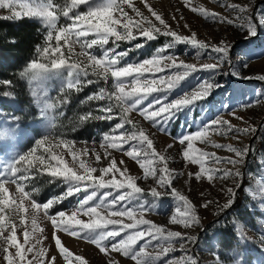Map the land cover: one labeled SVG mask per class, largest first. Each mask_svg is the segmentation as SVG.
I'll return each instance as SVG.
<instances>
[{
  "label": "snow or ice",
  "instance_id": "6c2138e0",
  "mask_svg": "<svg viewBox=\"0 0 264 264\" xmlns=\"http://www.w3.org/2000/svg\"><path fill=\"white\" fill-rule=\"evenodd\" d=\"M216 2L219 3L220 0ZM183 3L185 7L190 8L191 12L212 22L229 25L240 22L241 30L245 31L246 38L256 35L257 25L264 26L260 23L259 12L255 14L257 18L254 19V15L248 14L250 13L249 7L239 3H221L220 5L231 10L234 18L210 11L205 7L192 6L191 0H183ZM85 4H89V0H64L63 4L54 3V0H46L44 4L38 6L33 3H24V0H0V8H7L10 11L7 19H19L22 16L36 17L40 18L44 27L48 29L44 45L36 49L40 59L32 60L23 69L20 73L22 78H27L30 82L38 81L50 73L66 70L68 82L65 88L79 91L82 86L98 84L101 80L106 85L111 77V90L108 87H100L97 92L86 97L87 101H107L95 109L101 114L94 115L93 111H89L81 115L80 120L82 122L89 119L111 122L118 119V123L112 125L106 134H102L100 147L105 150L104 157L108 158L111 155L108 149L123 151L126 156L136 161L144 170V174L143 176L128 174V168H119L115 159H112L106 167H94L82 158L89 155V148L85 146L83 149H76L75 144L78 142L68 139H61L54 147L64 146L72 158L71 164L64 159L62 153L52 151V145L45 149L47 156L37 155L38 149L49 142L50 134L39 139L35 144L36 147L19 156L7 170L0 171V238L4 244L2 247L3 262L6 264H45L44 257L47 255V249L38 248L37 245H41L43 239L48 237H37L36 235L38 232H44L39 225V214L42 212L44 218L52 223V239L59 253V256H49L48 264H61L59 257H62L65 264H87L83 256L74 254L65 246L57 232H64L87 241L95 245L96 249L105 256H110L113 252L120 253L134 264H160L161 261L163 264H198L196 257L185 250L186 245L196 242L197 237L185 236L180 231L168 230L144 218L147 213L154 212L156 200L161 196L170 195L181 202L176 207V214L172 216L170 223L181 224L184 228L202 227L196 206L173 187V181L180 173L169 168L171 157L166 154V151H157L154 141L146 130L140 128L128 117L130 113L138 112L144 119L150 121L151 126L157 131L169 135L167 126L171 120L175 119L178 112L206 99L211 91L221 87L216 83L214 76L222 74L220 68L226 61L231 65L229 54L232 46L224 40L211 43L198 39L196 32H191V35L186 36L171 30L170 25L147 3V0H145V7L163 28L156 26L139 8L134 6L132 0H106L103 5L90 6L83 13L75 11ZM16 5H19L23 11L17 10ZM125 5L131 8L135 17L139 19L129 16L125 11ZM261 7L264 8V6ZM61 16L71 21V24L58 27ZM180 19L184 17L181 16ZM184 27L188 28L189 25L185 23ZM158 35L172 39L166 43V47L159 49L153 58L131 66H121L120 61L127 55V51L119 53L116 51L119 48L118 41H134L138 36H142L146 38L144 41L146 43L156 39ZM89 36L93 38L87 39ZM110 39H112L113 46L105 48L104 46L109 44ZM53 41H55L54 44ZM178 43L195 47L198 52L196 57L198 63H186L178 57L165 55L167 48H174ZM77 46L80 48L79 52L75 50ZM94 46H99L102 50V55L99 57L88 51ZM137 46L142 47L143 44ZM64 49H67V56H65ZM200 53H208L207 60L210 62L199 63ZM80 57H86L87 62L80 60ZM41 61H47V63ZM244 67H247V64ZM197 70L209 71L213 73V78L175 102L168 101V92L190 73ZM157 73H163V75L157 76ZM223 74H231L243 80L254 78L241 76L236 65H231V71ZM89 76L96 77V79H88ZM258 79L264 80V76ZM5 83H11V81ZM156 93H163V95L154 96L153 94ZM6 95L10 94L6 93ZM150 96L153 99L145 104ZM262 100H264V95L258 96L255 103L258 104ZM60 102L66 104L68 97H63ZM45 106L54 107L55 105L47 103ZM251 106H253L252 101L226 111L240 120L243 118L236 116L237 110ZM43 114L46 115V112L44 111ZM223 115V112L219 113L214 120L202 125L194 133L185 132L173 137L174 143H178L183 149L181 154L184 160L199 166L198 172L188 173L189 177L194 176L197 181L206 178L212 182L216 179L242 175L237 166L245 161L251 151L250 146L239 148L232 144L212 143L210 133L222 136L231 133L236 137L241 134L255 133L256 128L251 125L243 128L237 127L224 119ZM125 125H131L132 130L126 129ZM121 129L123 131H120ZM133 141L136 143L130 145L131 150L124 148V145ZM197 142L212 143L214 148L234 153L237 158L219 157L215 152L197 148L195 146ZM79 143L88 145L89 143L95 144L96 141H80ZM174 143L167 144V149H172ZM91 154L99 163L101 155L94 147L91 149ZM119 163L123 164L124 161L121 160ZM225 163L232 165L236 170L216 167ZM97 172L99 175H95ZM117 173H119V179ZM44 174L61 179L67 187L59 196L40 203L31 198L32 191H38V189L34 188L32 191L25 189L28 182ZM106 177L109 178L106 179ZM149 178L155 182V186L146 193L137 181ZM10 185H15L14 193H10ZM105 189L109 191H102ZM227 191L230 194L229 199L221 210L230 207L234 202L233 197L236 193L232 188ZM81 192L85 195L78 200L76 206L60 210L54 215L49 213L54 204ZM148 196L153 198L152 202L147 201ZM25 200L30 201L27 206ZM133 201L136 203L133 204ZM212 203L214 201L207 200L201 207L207 209ZM80 216L88 217V220L78 218ZM113 217L121 219H113ZM125 220L131 222L127 223ZM110 225L112 227H109ZM18 227L21 229L22 242L17 236ZM238 238L241 242H246L243 233H240ZM141 241L143 243L137 248V244ZM176 243H179V250L183 253L181 257L163 259L168 253L177 250ZM150 247L152 252L148 251ZM10 249L15 251L11 252ZM30 254L31 259H29ZM229 261L230 264H244L243 253L238 250L233 251ZM107 264H122V262L111 257L107 260ZM217 264H226V261L217 257Z\"/></svg>",
  "mask_w": 264,
  "mask_h": 264
},
{
  "label": "rangeland",
  "instance_id": "374dc122",
  "mask_svg": "<svg viewBox=\"0 0 264 264\" xmlns=\"http://www.w3.org/2000/svg\"><path fill=\"white\" fill-rule=\"evenodd\" d=\"M45 2L46 0H24V3H33L37 6ZM54 3L63 4L64 0H54ZM104 3H106V0H89V4L81 5L75 11L83 13L90 6L97 7ZM132 3L156 26L163 28L159 21L148 11V8L145 7V0H132ZM147 3L165 19L171 30H175L181 35L189 36L191 32H196L197 38L206 42L217 43L219 40H224L230 44L232 46L229 54L231 65L237 66L241 76L254 78L243 80L231 74H223L231 71V65L226 61L223 67L220 68V73L222 74L214 76L216 83L221 85V87L211 91L206 99H202L195 105L187 106L183 111L178 112L175 119L171 120L167 126L169 135L157 131L151 126V122L144 119L138 112L134 111L129 114V119L136 122L140 128L146 130L149 137L154 141V147L157 151H166V154L171 157L168 164L169 168L175 169L177 173H180L174 179L173 187L196 206L202 227L184 228L181 224H171L170 220L176 214V207L181 202L170 195L161 196L156 200L154 212L147 213L144 218L168 230L180 231L185 236L197 237L196 242L187 244L185 250L196 257L198 264H217V257L225 260L226 264H230L229 260L235 250L243 253L244 264H264V134H261L264 130V100L258 104L255 103L258 96L264 95V80L258 79V77L264 76V26L257 25L256 35L246 38L245 31L241 30L240 22L232 25L212 22L197 13L191 12L190 8L185 7L183 0H147ZM191 3L192 6L205 7L210 11L226 15L229 18H234V13L221 7V3H239L242 6L249 7L250 13L248 14L254 15V19L257 18L255 14L259 12L260 23L264 24V8L261 7L264 6V0H220L219 3L216 0H191ZM16 7L17 10L23 11L19 5H16ZM124 8L129 16L135 17V13L131 8H128L127 5ZM9 15V9L0 8V18L7 19L6 17ZM181 16L184 19H180ZM29 18L41 22L40 18ZM135 18L139 19L138 17ZM185 23L189 25L188 28L184 27ZM66 24H71V21L61 16L58 27ZM92 38V36H89L87 39ZM145 39V37L138 36L137 40L134 41L117 42L119 44V48L116 49L118 53L127 51V55L120 61L121 66H131L153 58L156 52L166 47V43L172 38L158 35L156 39L146 43L144 42ZM52 43L54 44L55 41ZM140 44H143V46L138 47L137 45ZM112 46V39H110L109 44L104 47ZM75 50L79 52V46ZM63 51L65 56H67V49ZM88 51L98 57L102 55V50L99 46H94L93 49ZM165 55L178 57L186 63H198L196 59L198 56L197 49L187 44L178 43L174 48H167ZM207 56L208 53H200L199 63L210 62L207 60ZM73 59H76V57H73ZM79 59L85 63L87 62L86 57H80ZM41 62L47 63V61ZM245 64H247V67H244ZM89 71L91 70L89 69ZM156 75H163V73H157ZM211 78H213V73L209 71H194L168 92L167 100L175 102L178 98L192 93L202 83L209 81ZM88 79L95 80L96 77L89 76ZM67 82L68 73L66 70L53 72L38 81L29 82L33 106L36 112L29 106H21L6 88L8 85L0 83V171L7 170L19 156L36 147L35 144L39 139L50 134L49 142H46L45 145L38 149L37 155L44 154L47 156L48 153L45 152V149L52 145V151L62 153L64 159L71 164L72 158L68 155L67 149L62 145L54 147L61 139H68L78 142L75 144L76 149H83L85 146L89 148V155L82 158L86 159L94 167H106L112 159H115L119 168H128V174L143 176L144 170L139 167L136 161L126 156L123 151L108 149L107 151L111 155L108 158L104 157L105 150L100 147L102 134H106L112 125L118 123V119L111 122L92 119L82 122L80 120V116L89 111H93L94 115L101 114L96 112L95 109L107 103V101H87L86 97L97 92L100 87H108L111 90V77L106 85L101 80L98 84L82 86L79 91L66 89ZM6 93L10 95H6ZM153 95L160 96L163 93ZM65 96L68 97V102L63 104L60 101ZM152 99L153 97L150 96L149 100L145 101V104ZM82 101L85 102L81 103ZM250 101L253 102V106L241 108L236 112V116H240L243 119L237 120L234 115H229L226 111L227 109L243 106ZM47 103L55 106L46 107ZM44 111L46 115L43 114ZM221 112L224 113L223 118L229 120L235 126L243 128L251 125L256 128V132L249 135L241 134L236 137L231 133L227 136L210 133V141L216 144H232L239 148L250 146L251 151L245 161L237 166L242 173L240 177L230 176L226 179H216L212 182H209L206 178L197 181L194 176L189 177L188 173L198 172L199 166L192 165L184 160L181 154L183 149L178 143H174L173 137L180 136L185 132L194 133L202 125L214 120ZM125 128L129 131L132 130L131 125H125ZM120 131H123V129ZM92 140H95L96 143H89L88 145L79 143L80 141ZM259 142L263 144V148L259 147ZM132 143L136 142L133 141L128 145H124V148L131 150L130 145ZM169 143H174L172 149H167V144ZM212 143L200 144L197 142L195 146L207 152H215L219 157L237 158L234 153L214 148ZM93 147L101 155L99 163L96 162L95 156L91 154ZM121 160L124 161L123 164L119 163ZM209 166H211V162H209ZM216 167L232 171L236 170L232 165L226 163ZM95 175H99V173L97 172ZM108 178L106 177V179ZM117 178L119 179V173H117ZM137 183L146 193L151 187L155 186V182L151 178L138 180ZM66 187L61 179L44 174L28 182L25 190L38 189V191H32L31 198L43 203L59 196L66 190ZM229 188H232L236 193L233 197L234 202L230 207L221 210L229 199L230 194L227 191ZM9 190L10 193H14L15 185H10ZM102 191L109 190L105 189ZM84 195L85 193L81 192L54 204L49 213L54 215L60 210H67L76 206L78 200L83 198ZM146 199L148 202H152L153 198L148 196ZM207 200L214 201V203L205 209L201 205ZM29 203V200H25L26 206ZM135 203L136 201H133V204ZM39 215V225L44 229V232H38L36 235L37 237L47 236L48 238L43 239L42 244L37 245V247L47 249V255L44 260L45 264H48L47 258L53 255L59 256V253L55 249L52 239L53 226L51 221L44 218L42 212ZM78 218L85 221L88 220V217L84 216ZM113 219L121 218L113 217ZM125 222L130 223L131 221L125 220ZM109 227L112 226L110 225ZM225 231L228 236H225L223 240L221 233ZM240 233H243L246 242L239 240ZM57 235L74 254L83 256L87 264H107V260L111 257L119 259L122 264H134L133 261L123 257L120 253L113 252L110 256H105L96 249L95 245L72 237L67 233L57 232ZM17 236L22 242L23 237L19 227ZM142 243L143 241L139 242L136 247L138 248ZM3 246V240L0 238V262L6 264V262H3ZM176 248V251L168 253L163 259H179L183 254L179 250V243H176ZM10 251L14 252L15 250L10 249ZM148 251L152 252L151 247ZM59 258L61 264H65L62 257ZM29 259H31V254ZM160 264H163V261Z\"/></svg>",
  "mask_w": 264,
  "mask_h": 264
},
{
  "label": "trees",
  "instance_id": "16d2710c",
  "mask_svg": "<svg viewBox=\"0 0 264 264\" xmlns=\"http://www.w3.org/2000/svg\"><path fill=\"white\" fill-rule=\"evenodd\" d=\"M46 33L43 24L33 18H0V83L8 85L6 88L21 106H29L34 112L30 81L20 73L32 60L39 59L36 49L44 45ZM259 144L263 148V144ZM225 236H228L226 231L221 233L223 240Z\"/></svg>",
  "mask_w": 264,
  "mask_h": 264
}]
</instances>
